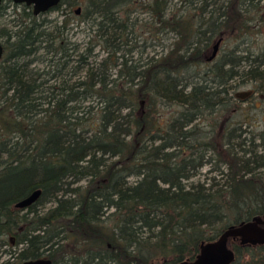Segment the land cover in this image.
<instances>
[{"label": "trees", "instance_id": "16d2710c", "mask_svg": "<svg viewBox=\"0 0 264 264\" xmlns=\"http://www.w3.org/2000/svg\"><path fill=\"white\" fill-rule=\"evenodd\" d=\"M84 1L51 8L79 4L74 15L97 28L82 50L64 35L68 18L0 3V18L6 2L21 8L11 24L0 21V251L7 252L0 264L40 256L51 264L193 257L202 240L264 213V127L248 134L243 125H251L257 104L249 98L243 107L236 92L253 81L264 100V38L253 46L248 39L264 5L181 0L171 13L166 0L140 2L154 22L146 31L173 39L160 55L116 62L134 31L125 20L135 0ZM226 29L238 30L247 46L208 59L210 42L221 37L219 49L233 32ZM96 43L107 54L94 63ZM115 63L118 78L111 77ZM206 163L222 183L215 175L192 179ZM36 188L33 203L14 205ZM231 245L230 264H264V243Z\"/></svg>", "mask_w": 264, "mask_h": 264}, {"label": "rangeland", "instance_id": "374dc122", "mask_svg": "<svg viewBox=\"0 0 264 264\" xmlns=\"http://www.w3.org/2000/svg\"><path fill=\"white\" fill-rule=\"evenodd\" d=\"M144 1H149V0H135L134 3H131L129 5V10H128V17L126 18L125 21H127L128 26L133 28L134 31L133 33H130L129 36V41L127 43L121 44L119 49L116 51L118 57L116 62H120L122 59V56H131L133 60H146L150 55L155 54V55H160L161 53H164L167 50V46L169 42L173 39V34L171 32H167L163 35L161 33L156 37L150 35L151 33L149 31H146L148 24H154L151 14L149 13L148 10L144 9L142 4L140 2ZM151 1V0H150ZM259 1V4L264 5V0H254V2ZM85 1L81 0L80 5L81 7L83 6V3ZM253 2V3H254ZM15 3V2H14ZM166 3L168 4V9L171 11V13H175L179 11V7L181 6V0H166ZM8 6L5 8V13L3 16L0 18V21L6 22L8 25L12 23L9 19L15 15V12H13L14 8L16 10L21 9L19 7H15L14 4L11 2H6ZM79 4L73 5V6H68L67 4H62L61 8H55V9H48L45 13H43L41 16H44L46 18H61L65 17L69 19V25L70 28L69 30H66L64 35H67V39L71 41L78 42L80 44V49L82 50L86 43L87 40L91 37L93 38L92 40L94 41L97 39L98 35L95 33L97 28H91L90 26V20H80V18L73 12L72 9L77 8L80 6ZM213 4H211L209 7H211ZM217 8V7H216ZM249 9V8H248ZM251 10L255 12V8ZM183 13L188 12V10L181 9ZM216 9H215V14H216ZM205 16L207 17L209 15V11L204 12ZM252 14V13H251ZM262 15L264 16V10L262 12ZM39 16L40 18H42ZM235 16V15H233ZM232 16V17H233ZM256 16V13L254 17ZM251 31H250V37H248L249 42L251 46L257 42L261 41L264 38V19L258 21L256 18L254 20H251ZM233 24H236V21L233 22ZM232 24V26H233ZM236 26V25H235ZM94 27V26H92ZM236 28V27H235ZM226 32L228 31H233V29H226ZM63 34H60L59 36H62ZM241 34L238 33V30H234L232 33L228 34L220 44V47L218 49L217 56L219 57L221 54H224L225 52H228V50L234 48L236 43H239V47H244L247 46L246 43H241L240 42V37ZM147 38L146 40V45H142V40ZM161 38V40H160ZM125 39V38H124ZM216 39H213L209 46L206 49V54L209 55L212 51V46L214 44ZM163 43H162V42ZM130 48V49H129ZM93 56H90L88 60L94 63H97L103 56H106L107 50L103 49L98 43L95 44L94 49H93ZM73 56V55H72ZM94 60V61H93ZM96 60V61H95ZM43 64V63H40ZM44 65V64H43ZM118 68L119 64L115 63L112 66L111 69V77H116L118 78L119 73H118ZM81 76L84 75V68L82 71L79 73ZM120 78V77H119ZM58 80V78L56 79ZM53 82V80H50ZM237 81V79H236ZM236 92L240 94L242 99V106L246 107L249 102V98L254 99V103L257 104L256 108H251L250 112L252 113L253 117L251 118V125L244 124L243 127L248 131V134L251 132H258L264 127V100L259 98V94L257 93L256 90V83L253 81H247L244 83H241L236 87ZM218 138V137H217ZM3 155H5L3 153ZM211 175H215L216 179L218 182L222 183L223 182V177L219 173L218 170L216 169H210V164L206 163L203 165L199 171L194 175L192 179H207L210 180ZM231 245V244H230ZM4 248H7V245H5ZM7 256V252L0 251V258L3 259Z\"/></svg>", "mask_w": 264, "mask_h": 264}, {"label": "water", "instance_id": "95a60500", "mask_svg": "<svg viewBox=\"0 0 264 264\" xmlns=\"http://www.w3.org/2000/svg\"><path fill=\"white\" fill-rule=\"evenodd\" d=\"M17 3H25L32 7L34 14L44 12L55 6L59 0H13ZM2 0H0V3ZM80 6L75 9L79 13ZM221 37H218L208 59L215 56ZM4 53L3 43L0 40V58ZM41 190L36 188L30 193L15 202L16 207H26L33 203L39 196ZM231 240L239 243L263 244L264 243V213L254 214L246 220L239 223H233L225 228L213 239L202 240L199 244V250L193 257L183 258L174 262L165 264H230L235 258V252L232 248ZM18 264H51V259L47 256L24 259Z\"/></svg>", "mask_w": 264, "mask_h": 264}]
</instances>
